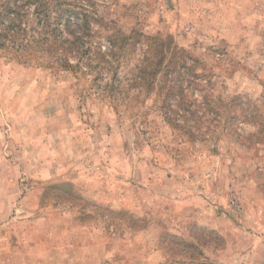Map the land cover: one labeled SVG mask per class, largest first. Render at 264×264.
Wrapping results in <instances>:
<instances>
[{
    "label": "rangeland",
    "instance_id": "1",
    "mask_svg": "<svg viewBox=\"0 0 264 264\" xmlns=\"http://www.w3.org/2000/svg\"><path fill=\"white\" fill-rule=\"evenodd\" d=\"M38 1L0 0V264H264V0Z\"/></svg>",
    "mask_w": 264,
    "mask_h": 264
},
{
    "label": "trees",
    "instance_id": "2",
    "mask_svg": "<svg viewBox=\"0 0 264 264\" xmlns=\"http://www.w3.org/2000/svg\"><path fill=\"white\" fill-rule=\"evenodd\" d=\"M18 1H20V0H18ZM27 1H29V0H26V2ZM26 2H25V4H26ZM16 3H18V2H15V4ZM49 4H51V3H49L48 2V0H39L38 1V5L37 6H34V10H33V12H32V15H36L37 17H46V16H50V12H49V10H48V6H49ZM16 5H18V4H16ZM24 6L22 5V6H20V5H18L17 6V8L16 9H13V7L10 9V6H7V10H9V13H11V15L9 16V17H11V18H18L19 16L18 15H22V13H21V8H23ZM74 7L75 6H73L72 7V9H74ZM78 16H79V12H78V14H77ZM80 17V18H79ZM78 17V20L77 19H74L73 18V22L72 21H70L71 20V18H67V21H66V23H67V26H68V28L70 29V31L72 32V33H74L76 36H75V38H76V40H78L79 38H85V40H87V38L89 37V36H91L90 34L87 36V35H85V37H83L82 35L81 36H79L78 37V35H77V33L76 32H73V30L71 29V23H78V25H80V27L82 28V29H85L86 27L87 28H89L90 27V25H88V23H90V22H88V16L87 15H83L82 17L81 16H79ZM46 25H44V27H46L47 28V26H49L50 24L48 23V22H46L45 23ZM51 35H53V32L51 33ZM59 35H61V34H59ZM125 41H123V42H126V39H124ZM69 42V41H68ZM70 43V45H72L73 46V44H75V41H72V42H69ZM109 45H110V48H112V47H114V43H113V41L111 42H109ZM51 48H47V49H45L46 50V52H50L51 50H50ZM74 49V52H73V55L74 56H77V55H81V53L83 52L82 50H79V48H77V47H75V48H73ZM63 50V49H62ZM68 50L70 51V49L69 48H64V51H66L67 53H68ZM58 51V50H57ZM56 51V52H57ZM115 51H114V49H111L110 50V55H109V57L114 53ZM158 53H157V55H160V57H159V59H158V61H157V63L156 64H154L153 65V67L151 68V69H149V71H147V69H146V66H142V72L140 73V78H143V79H145V77H146V75L148 74L149 75V77L151 78L152 76L155 78V76H157V74H159V68H160V66H161V64H162V61H163V59L165 58V56L163 57V55L161 56V50H159V51H157ZM96 55V54H95ZM58 59H60V58H58ZM149 59V58H148ZM61 61H64V62H66V56H63L62 57V59H60ZM106 62L107 63H111L112 61L110 60V58H109V60H106ZM66 65H70V63H68V62H66L65 63ZM101 71V70H100ZM100 71L98 72L99 74H100ZM149 80V79H148ZM149 82L150 83H152V82H154V81H152V80H149Z\"/></svg>",
    "mask_w": 264,
    "mask_h": 264
}]
</instances>
